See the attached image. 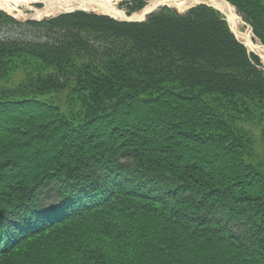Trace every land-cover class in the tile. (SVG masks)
Returning <instances> with one entry per match:
<instances>
[{
	"label": "trees",
	"instance_id": "16d2710c",
	"mask_svg": "<svg viewBox=\"0 0 264 264\" xmlns=\"http://www.w3.org/2000/svg\"><path fill=\"white\" fill-rule=\"evenodd\" d=\"M0 264H264V67L217 10H0Z\"/></svg>",
	"mask_w": 264,
	"mask_h": 264
},
{
	"label": "water",
	"instance_id": "95a60500",
	"mask_svg": "<svg viewBox=\"0 0 264 264\" xmlns=\"http://www.w3.org/2000/svg\"><path fill=\"white\" fill-rule=\"evenodd\" d=\"M72 1V3L66 4L62 3L61 0H54V3L52 5H47L43 1H35L32 3H40L42 7L35 8L33 5H30L28 8L31 10V13H29L28 15L24 12H22V14H12L4 10L3 8L0 9L4 10L14 18L23 21L31 19L40 20L45 17H54L60 14H68L77 10H82L94 12L96 14L108 15L109 17L118 21L143 22L150 14L158 11L163 6L174 8L178 13H185L190 8L199 5H207L216 9L224 16L235 38L240 41L249 52L256 54L260 58L261 63L264 66V45L255 37L252 27L244 21L243 16L228 0H177L180 1V3L185 2V6H183L182 8H178L174 5H169L168 3H166V1L163 0H147L146 5L142 9L131 14H127L126 11L118 7L116 9H113L103 0ZM238 25L244 26L245 30L240 31Z\"/></svg>",
	"mask_w": 264,
	"mask_h": 264
},
{
	"label": "bare ground",
	"instance_id": "6f19581e",
	"mask_svg": "<svg viewBox=\"0 0 264 264\" xmlns=\"http://www.w3.org/2000/svg\"><path fill=\"white\" fill-rule=\"evenodd\" d=\"M35 1H43L47 5H52L54 3V0H0V8H3L4 10L10 13L22 14L23 11L21 10L20 6L29 7L31 3ZM103 1L106 2L113 9H116L119 0H103ZM163 1H166V3H168L169 5H174L178 8H182L183 6H185L184 4L185 2L180 3V1L177 0H163ZM61 2L69 4L72 3L73 1L61 0Z\"/></svg>",
	"mask_w": 264,
	"mask_h": 264
},
{
	"label": "rangeland",
	"instance_id": "374dc122",
	"mask_svg": "<svg viewBox=\"0 0 264 264\" xmlns=\"http://www.w3.org/2000/svg\"><path fill=\"white\" fill-rule=\"evenodd\" d=\"M122 2H124V0H119V1H118V4H117L118 7H120L119 5L122 6V4H121ZM121 8L124 9V10H126V7H125V6H122ZM21 9H22L27 15L30 13V10H29L27 7H22ZM238 26H239L238 28H239L240 31H243V30H244V29H243V26H241V25H238ZM16 77H19V74H18V73H17V76H16Z\"/></svg>",
	"mask_w": 264,
	"mask_h": 264
}]
</instances>
